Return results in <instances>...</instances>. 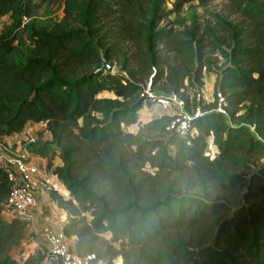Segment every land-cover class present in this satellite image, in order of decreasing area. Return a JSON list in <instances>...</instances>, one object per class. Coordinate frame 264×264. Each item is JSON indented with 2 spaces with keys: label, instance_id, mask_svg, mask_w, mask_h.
I'll return each mask as SVG.
<instances>
[{
  "label": "trees",
  "instance_id": "obj_1",
  "mask_svg": "<svg viewBox=\"0 0 264 264\" xmlns=\"http://www.w3.org/2000/svg\"><path fill=\"white\" fill-rule=\"evenodd\" d=\"M167 1L64 0L43 27L29 22L34 0H0V141L46 123L57 149H32L63 162L55 172L72 198L51 194L89 264H264V0H227L182 30L163 24ZM102 53L125 72L98 71ZM217 53L214 96L227 97L230 120L215 100L187 132L174 116L125 130L141 122L149 83L195 108ZM12 185L0 166V264H42L12 256L26 227L2 217Z\"/></svg>",
  "mask_w": 264,
  "mask_h": 264
},
{
  "label": "built area",
  "instance_id": "obj_2",
  "mask_svg": "<svg viewBox=\"0 0 264 264\" xmlns=\"http://www.w3.org/2000/svg\"><path fill=\"white\" fill-rule=\"evenodd\" d=\"M141 96L145 100V105L150 102L154 107L163 109L165 112H172L176 117L172 126H176L180 132H187L192 120L207 112L202 109L201 102L210 103L217 100V106L212 111L219 112L230 120L227 110L228 100L222 92H218L217 99H215V96L210 94L206 97L202 90L199 91L197 105L192 109L187 108L186 99L179 93L157 92L153 90L151 83L146 86ZM190 99L192 104L193 94ZM21 134L22 145L20 147L3 143L0 153V166L7 168L9 179L13 183L4 215L9 220L17 219L26 226H32L35 221L40 190L47 188L61 193L65 185L55 172L56 166L53 160L32 149L39 141L38 133L35 130L28 131L26 127ZM211 156L214 157L215 154ZM42 234L50 246L52 259L58 264H89L95 257V254L81 256L63 230L56 231L49 226H44Z\"/></svg>",
  "mask_w": 264,
  "mask_h": 264
},
{
  "label": "rangeland",
  "instance_id": "obj_3",
  "mask_svg": "<svg viewBox=\"0 0 264 264\" xmlns=\"http://www.w3.org/2000/svg\"><path fill=\"white\" fill-rule=\"evenodd\" d=\"M174 2L175 0L167 1L166 7L169 10H172V14L169 17L170 20L169 23L166 21L163 24L167 23L169 27L176 30H182L188 27L191 23V18L194 13L198 16V19H200L201 21H207L213 17L212 15L213 13L223 12L227 4V0H206L205 5H202L200 3V0H194L181 8H175ZM34 4L35 7L32 12L33 16L29 22L34 21V23L37 26L49 27L54 22L60 20L64 14V0H34ZM4 23H7V21H5ZM216 55H218L219 57L218 65L215 67L214 71L205 72L204 74V85L202 87V91L204 92L206 97H209L210 94L214 96L215 84L219 74L218 71L220 70L219 65H221L225 60L224 57L219 56V53H217ZM113 63L115 65L114 73L125 72L124 70H122L121 66L117 62H113ZM153 90H156L157 92H162V90L160 91L159 89H153ZM192 92H193L192 89L188 91V93H190L191 95ZM100 96L111 97V98L116 97V95L113 92H109L107 90L100 93ZM163 116H174V114L172 112H165L163 111V109L154 107L150 102H148L147 105H145L143 109L139 112V118L141 122L139 124L126 127L125 130L129 132L137 133L141 125L146 124L147 122L153 119H157ZM27 130L30 132L34 131L31 126H28ZM210 141L212 142V140ZM211 142H210L209 150H210V154H213L215 153L214 152L215 147L212 146ZM45 145L48 146V144ZM52 154L53 152L51 151L48 155L49 156L48 158H51ZM54 157L55 155L53 154V158ZM2 217L5 218L4 212ZM46 252L48 251L46 250ZM12 256H14L16 259L19 260L22 254L20 251H17L16 249L15 251L12 250ZM116 261L117 264H122V259L120 257ZM42 264H46L45 261H43Z\"/></svg>",
  "mask_w": 264,
  "mask_h": 264
},
{
  "label": "crops",
  "instance_id": "obj_4",
  "mask_svg": "<svg viewBox=\"0 0 264 264\" xmlns=\"http://www.w3.org/2000/svg\"><path fill=\"white\" fill-rule=\"evenodd\" d=\"M8 17L3 18L2 20H7ZM4 22V21H2ZM31 126L33 130H35L39 135V141L35 145L34 148H40L45 144H48L47 147L56 148V145L52 142V135L50 131L47 129V125L44 122L35 123L33 121H29L26 127ZM44 129V131H43ZM41 131V132H40ZM46 131V132H45ZM40 132V134H39ZM22 134H16L11 137H5L2 141H0V153L2 152V144L3 143H10L13 144L14 147H20L22 144ZM41 137V139H40ZM44 143V144H43ZM37 153V152H36ZM45 157H49L47 153H38ZM58 160V161H57ZM55 166H60L63 164L62 160L58 155L54 157L53 160ZM67 193H58L62 195L65 199H71L70 191L65 187ZM51 190L44 188L39 192V203L37 206V212L35 215V221L32 226H26L23 232V238L19 244H17L13 251L17 249L20 251L22 256L30 257L36 256L38 254L45 255V263L52 264V259L50 255V246L45 240L42 229L44 226H49L53 230L60 231L64 229L65 223L67 222V211L59 206L58 201L53 199ZM5 219L6 216H5ZM9 220V219H7ZM64 231V230H63ZM76 236L69 237L70 242L75 246ZM46 250L48 252H46ZM99 264H104L100 262ZM117 264V261H116Z\"/></svg>",
  "mask_w": 264,
  "mask_h": 264
},
{
  "label": "water",
  "instance_id": "obj_5",
  "mask_svg": "<svg viewBox=\"0 0 264 264\" xmlns=\"http://www.w3.org/2000/svg\"><path fill=\"white\" fill-rule=\"evenodd\" d=\"M103 64L98 69V71L105 72V73H114L115 65L112 62H109L105 57L104 53H102Z\"/></svg>",
  "mask_w": 264,
  "mask_h": 264
},
{
  "label": "bare ground",
  "instance_id": "obj_6",
  "mask_svg": "<svg viewBox=\"0 0 264 264\" xmlns=\"http://www.w3.org/2000/svg\"><path fill=\"white\" fill-rule=\"evenodd\" d=\"M62 193L66 194L67 192L65 190H62Z\"/></svg>",
  "mask_w": 264,
  "mask_h": 264
}]
</instances>
